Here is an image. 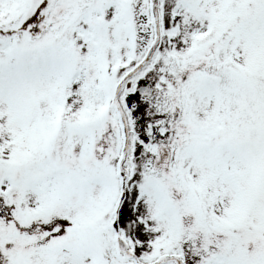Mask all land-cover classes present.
Returning a JSON list of instances; mask_svg holds the SVG:
<instances>
[{
	"label": "snow or ice",
	"instance_id": "6c2138e0",
	"mask_svg": "<svg viewBox=\"0 0 264 264\" xmlns=\"http://www.w3.org/2000/svg\"><path fill=\"white\" fill-rule=\"evenodd\" d=\"M0 264H264V0H0Z\"/></svg>",
	"mask_w": 264,
	"mask_h": 264
}]
</instances>
